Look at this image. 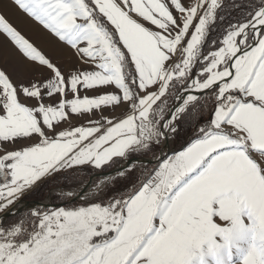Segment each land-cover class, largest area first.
<instances>
[{
	"label": "snow or ice",
	"instance_id": "6c2138e0",
	"mask_svg": "<svg viewBox=\"0 0 264 264\" xmlns=\"http://www.w3.org/2000/svg\"><path fill=\"white\" fill-rule=\"evenodd\" d=\"M10 5L70 62L0 10V35L30 74L14 81L0 68V211L68 171L91 167L104 179L91 198L65 194L78 206L0 221V264H264V0H233L247 11L215 37L223 0H4L0 9ZM185 116L188 146L133 176ZM117 160L131 190L110 195L103 169Z\"/></svg>",
	"mask_w": 264,
	"mask_h": 264
},
{
	"label": "rangeland",
	"instance_id": "374dc122",
	"mask_svg": "<svg viewBox=\"0 0 264 264\" xmlns=\"http://www.w3.org/2000/svg\"><path fill=\"white\" fill-rule=\"evenodd\" d=\"M10 2V0H9ZM18 9V8H17ZM2 10V9H0ZM19 10V9H18ZM20 11V10H19ZM21 12V11H20ZM23 13V12H21ZM5 14V13H4ZM24 14V13H23ZM241 16V14L236 17V18H239ZM9 19V18H8ZM11 22V21H10ZM34 22V21H33ZM228 23L231 22L230 20L227 21ZM232 22H235V21H232ZM13 23V22H12ZM35 23V22H34ZM14 24V23H13ZM36 24V23H35ZM38 25V24H37ZM14 26L17 27V29L26 37L28 38L30 41L33 42V40L30 38V36L26 33V31H24L22 29V27L18 26V25H15ZM41 28V26H39ZM227 27V26H226ZM42 29V28H41ZM43 30V29H42ZM48 34V33H47ZM49 35V34H48ZM214 37L215 36H218L219 35V32L216 30L215 32H213L212 34ZM50 38H51V42L50 44L49 43H46L47 47H40L38 44L34 43L37 47L41 48L43 50V52L46 54V55H49L53 58L54 61H63V64H62V67L63 66H66L70 61H69V58L67 56V52L70 51L68 49L65 48V46L63 44H61L55 37L51 36L50 35ZM5 41V45L4 46V41ZM2 41V42H1ZM0 68L2 69H5L7 72H9L11 75H12V78L14 81L18 80V79H23V80H27L30 78V74L23 71V63H26V61H23V57L21 56V54L18 52V50L3 36V35H0ZM10 45V46H8ZM52 45V46H51ZM6 47V48H5ZM3 48V49H2ZM13 50V53H15L14 55V59L9 57L7 54H9L10 51ZM2 52V53H1ZM12 53V52H11ZM17 55V56H16ZM20 59V60H19ZM20 61V62H19ZM19 62V63H18ZM174 102V100H170L169 103L172 104ZM205 115V114H204ZM72 123H77V121L74 119L72 121ZM67 125H61V127H66ZM179 134L180 132L175 135L174 137L173 136H170V139H169V142H170V146H171V149H172V152L168 155H172L174 152H179L181 150H183L184 148H186L188 145H185L183 147H181L180 149H177V150H174L175 146L176 145V142H178L179 140ZM23 142V141H22ZM160 148V150L158 151V153L161 151L162 149V145L157 147V148H154L152 152L148 153L149 154V157H152V156H156L158 153L157 150ZM153 153H156L153 155ZM167 157V156H166ZM123 160H117L114 164H112L110 166V168L118 165L120 162H122ZM144 165V164H143ZM140 167L141 165H138L137 166V169L136 171L133 173V174H137L139 171H140ZM88 169H90V171L86 172V177L84 175V173L82 172L83 168H79V169H76L74 172L76 173V175L80 178V179H84V182L82 184H84L87 180V178L91 175H93L95 172H97V170H93L91 167H87ZM110 168H104L103 171L105 170H108ZM85 172V171H84ZM65 174V173H64ZM63 175V174H62ZM57 176L55 179H51L49 180L47 183L43 184L42 186L38 187L37 189H33L32 191L30 192H27L25 193L20 199L22 200H26V201H31V200H41V199H47V198H50L49 201H51V196H53L54 194L57 195H63L64 197L67 198V196L65 195L66 193L70 192L72 189H75L77 187H80L82 184H76V185H69L70 182L68 183V179H65L64 177L62 178L61 176ZM85 177V178H84ZM101 179L100 178H96L95 181H94V185H93V189H94V186L97 182H100ZM0 182H2V178H0ZM66 183V184H64ZM119 184L115 183L114 185L111 183V184H108L105 186V191L109 192L110 195H119L121 193H124L126 191H130L131 190V187L117 193V194H113V189L116 188V186H118ZM94 191V190H93ZM43 193V196L41 198H39V196H41ZM97 195V193H96ZM106 199V197H105ZM52 202V201H51ZM81 203H83L82 200H79V201H76V203L72 202V203H69V204H65L63 205L64 207H75V206H78L80 205ZM59 207V206H58ZM6 209V208H5ZM3 211V210H2ZM30 211V210H29ZM1 212V211H0ZM24 212L22 214L25 215L27 211H22ZM21 213V212H19ZM5 221V220H4ZM11 223V222H10ZM9 224V223H8ZM5 225H7L5 223Z\"/></svg>",
	"mask_w": 264,
	"mask_h": 264
},
{
	"label": "trees",
	"instance_id": "16d2710c",
	"mask_svg": "<svg viewBox=\"0 0 264 264\" xmlns=\"http://www.w3.org/2000/svg\"><path fill=\"white\" fill-rule=\"evenodd\" d=\"M236 2L237 3H248V0H236ZM223 4H224V7H223V9L220 10V15H222L225 18L224 23L220 24L219 21H217V24L213 26L218 32L220 29L226 28V26L228 24V22H227L228 20H230L231 22L235 21L237 19L236 17H238L240 14L245 13L247 11L244 8H233L232 7L233 0H223ZM201 99H203V97H201ZM189 111H191V109ZM204 114H205V116H207V112H205ZM193 124H194V120L188 116H185L184 118L181 119L180 124L178 125V127L181 128V131L179 134L180 138H179L178 142H176V145H174L175 146L174 150L180 149L181 147L188 145L191 138H193ZM185 129H186V131H185ZM159 150H160V148L157 150L156 153H158ZM156 153H153V155ZM146 156H149V154H147ZM152 157H154V156H152ZM155 164L156 163L141 165L140 171L144 167H147L150 169V168L154 167ZM82 168H83L82 172L84 173V175L86 177V172L90 171V169H88L87 167H82ZM140 171L137 174H133V176H138ZM61 177L62 178L64 177L65 179L69 178L68 183L71 181L69 185L82 184L84 182V179L83 180L80 179L74 171H68L65 174H63ZM115 183H117L119 185L113 189V194H117V193L127 189L128 187L129 188L131 187V185L128 183V181L126 179L120 178V177H118V175L116 177H114V181L112 184L114 185ZM64 184H66V183H64ZM42 196H43V193L41 196H39V198H41ZM68 198L69 197L66 198L63 195H59V194L55 195L54 194L53 196H51V201L53 203H61V202L66 201ZM74 203H76V201ZM28 212L29 211H27L25 213H28ZM23 213L24 212L18 213V214L13 215V216H9L8 218H6V220L3 223L8 224L12 221L18 220L22 216Z\"/></svg>",
	"mask_w": 264,
	"mask_h": 264
},
{
	"label": "water",
	"instance_id": "95a60500",
	"mask_svg": "<svg viewBox=\"0 0 264 264\" xmlns=\"http://www.w3.org/2000/svg\"><path fill=\"white\" fill-rule=\"evenodd\" d=\"M173 103H176V101L174 100ZM164 146L162 145V149L161 151L155 156V157H149V156H145V160H150L152 161L153 163H156V161L160 160L161 157H166L168 156L171 152H172V149H171V146H170V142L168 141L167 142V146L166 148L163 150ZM151 163V164H153ZM124 164V161L120 162L118 165L108 169V170H105L103 171L104 173L106 174H109L111 175L113 178L117 176V169L119 167H121L122 165ZM138 165H143V163H140ZM101 176L97 174V172H95L93 175L89 176L86 180V182L84 184L81 185V189L83 190L81 192V194L85 193L88 188L91 186V184L95 181L96 178H100ZM80 194V195H81ZM50 198H47V199H41V200H31V201H26V200H22V199H19L15 204H13L11 206V208H6L4 209L1 213H0V221H3L6 220V218H8L9 216H13L11 213L12 212H16V214H18L19 212H22V211H29L31 209H33V207L35 206H63L65 204H69V203H72V202H75V201H79V197H77L76 199H71V198H68L66 201L64 202H61V203H53L51 201H49ZM17 206H19L17 208Z\"/></svg>",
	"mask_w": 264,
	"mask_h": 264
},
{
	"label": "bare ground",
	"instance_id": "6f19581e",
	"mask_svg": "<svg viewBox=\"0 0 264 264\" xmlns=\"http://www.w3.org/2000/svg\"><path fill=\"white\" fill-rule=\"evenodd\" d=\"M4 0H0V3H3ZM10 3V2H9ZM10 11L9 10H5L2 9L5 13V15L9 18V20L11 22H13L15 25H18L20 27H22V29L24 31H26V33L30 36V38L33 40L34 43L38 44L40 47H47L46 43H49L52 41L50 38V35H48L44 30H42L39 25L35 24L32 20H30L29 18H27L23 13H21L14 5H10ZM4 41V40H3ZM2 42V41H1ZM1 45V44H0ZM5 41H4V46H5ZM7 46V45H6ZM10 46V45H8ZM52 46V45H51ZM6 48V47H5ZM3 49V48H2ZM12 52V53H11ZM2 53V52H1ZM15 53H13V50L9 52V54H7L9 57L14 59V55ZM17 56V55H16ZM20 60V59H19ZM20 62V61H19ZM18 62V63H19ZM170 139V137H169ZM169 141V140H168ZM166 147L163 148V150ZM101 181L104 179L103 176L100 177ZM93 185L94 182L91 184V186L88 188V190L85 193H90L91 196L89 198H91L92 196H95L96 193L95 191H93ZM75 189H81L80 187H77ZM72 189L71 191L75 190ZM84 194V193H83ZM81 194V196L83 195ZM79 197V196H78ZM80 199V197H79ZM81 200V199H80ZM19 206H17L18 208ZM38 206H35L33 208H36ZM2 212V211H1ZM0 212V213H1Z\"/></svg>",
	"mask_w": 264,
	"mask_h": 264
}]
</instances>
